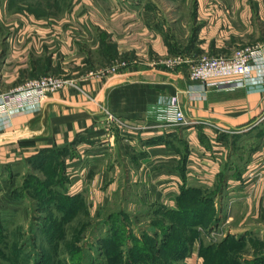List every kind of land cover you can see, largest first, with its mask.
I'll list each match as a JSON object with an SVG mask.
<instances>
[{"label":"crops","instance_id":"0c3cea01","mask_svg":"<svg viewBox=\"0 0 264 264\" xmlns=\"http://www.w3.org/2000/svg\"><path fill=\"white\" fill-rule=\"evenodd\" d=\"M92 2L78 0L76 14L60 22L20 16L0 20V94L43 76L65 80L36 110L0 119V164L55 153L66 161L74 153L72 181L81 188L78 193L86 190L91 198L124 194L175 212L204 202L213 217L220 203L222 230L237 213L244 218L254 210L264 214V180L252 189L243 186L251 159H264V75L256 70L252 83L204 90L189 79L186 64L172 63L177 56L191 61L230 56L243 47L244 35L237 30L251 20L245 5L232 6L237 8L232 16L215 10L221 15L199 20L186 47L179 39L170 41L150 12L135 10L125 0H106V6ZM247 8L262 22L258 1L250 0ZM254 38L258 41L246 46L264 43V36ZM171 98L178 99L190 125L154 128L158 102ZM107 116L149 127L118 138L133 148V157H104L114 143L104 136ZM239 230L244 242L247 233ZM194 244L182 263L200 262Z\"/></svg>","mask_w":264,"mask_h":264},{"label":"rangeland","instance_id":"374dc122","mask_svg":"<svg viewBox=\"0 0 264 264\" xmlns=\"http://www.w3.org/2000/svg\"><path fill=\"white\" fill-rule=\"evenodd\" d=\"M77 1L0 0V20L7 22L11 17L20 16L60 22L76 14ZM97 1L105 5L106 0ZM125 1L137 6L135 10L150 12L157 25H164L170 41L179 39L186 47L192 43L198 24L205 17L221 15L215 10L221 11L224 17L235 15L237 8L231 7L242 4L247 11L245 17L251 18L247 26L234 28L244 35L243 47H251L246 44L258 41L254 38L257 33L264 36V0H253L260 3L262 22L248 12L250 0H202L201 10L199 0ZM170 48L176 50L173 45ZM107 51L112 53L113 49ZM72 63L68 68L71 69ZM120 136L114 131V143L104 152L106 159L133 157V148L124 144V138L118 139ZM72 156L65 161V157L55 153L44 161L31 159L20 164H0V264H160L154 262L155 258L158 261L164 258V264H184L182 261L194 242L200 262L190 264H264L263 210L258 214L254 210L246 218L237 213L232 224L222 230L223 212L218 203L219 214L214 216L207 231V223L188 231L182 221L162 215L160 205H149L150 201L127 199L124 194L112 200H98L88 197L86 190L78 193L81 188L77 190L76 180L72 181L77 167L69 164L77 161L78 154ZM244 171L243 186L254 188L264 180V159L259 157L254 162L251 159ZM250 174L257 177L252 180L248 178ZM165 227H172V236L164 249L162 242L167 238H163L162 230ZM239 229L247 233L244 242ZM109 236H115L114 245L104 241ZM178 247L182 251L186 247V255L181 259L172 257L179 251ZM206 250H211L213 255L205 253Z\"/></svg>","mask_w":264,"mask_h":264},{"label":"built area","instance_id":"2783aa9c","mask_svg":"<svg viewBox=\"0 0 264 264\" xmlns=\"http://www.w3.org/2000/svg\"><path fill=\"white\" fill-rule=\"evenodd\" d=\"M172 63L186 64L189 79L200 83L204 90L240 87L253 82L256 70L259 76L264 75V43L239 48L230 56H201L196 61L177 56ZM64 82L65 80L48 76L29 80L8 93L0 94V119L7 120L15 111L36 110L46 94L61 87ZM155 113L158 124L153 126L154 128L167 129L190 125L177 98H171L164 105L160 100ZM148 129V126L128 123L112 116H107L103 123L104 136L108 141L114 139V131L128 136ZM256 177L251 174L248 176L252 180Z\"/></svg>","mask_w":264,"mask_h":264},{"label":"trees","instance_id":"16d2710c","mask_svg":"<svg viewBox=\"0 0 264 264\" xmlns=\"http://www.w3.org/2000/svg\"><path fill=\"white\" fill-rule=\"evenodd\" d=\"M55 155V154H54ZM49 156H52V155H49ZM49 156L45 157L44 155L43 156H38L37 158L35 159H32L33 161L38 159V160H41V161H44L46 160ZM31 160V159H30ZM210 200H208L207 202H209ZM162 212L161 214L162 215H169V216H172L173 217V221L174 220H177V221H182L181 223L182 224H185L187 225V229H192L194 227V225L196 224H199V225H206L205 223H208V222H212L213 223V215L212 214H208V212H210V206L207 205L206 203H197V204H194V208L192 211H186V210H183V211H178V212H175V211H167V210H164L162 207H158ZM186 222V223H185ZM171 230H172V227H165L163 230H162V233H165V236H163V238H167V241L165 242H162L163 244V248L165 249V246H167V242L168 240L171 238L172 235L171 234ZM115 236H112V237H108L107 239L105 238V242H110L111 241V245H114V238ZM109 244V243H108ZM117 247H119L117 245ZM184 249V248H183ZM179 250V251H178ZM186 250V247L185 249L182 251V247H178L177 249V254H174L172 255V257H179L180 259L183 258L186 254H185V251ZM161 252V251H159ZM205 253H208V254H212L213 255V252L210 250H206L204 251ZM180 255V256H179ZM152 259V258H151ZM156 263H160V264H164L165 262V259L163 258L162 261H158V259L155 258V261Z\"/></svg>","mask_w":264,"mask_h":264}]
</instances>
